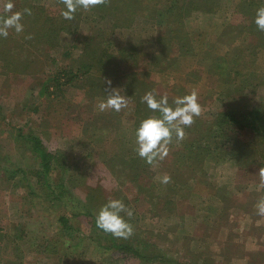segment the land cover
I'll return each instance as SVG.
<instances>
[{"label": "rangeland", "instance_id": "1", "mask_svg": "<svg viewBox=\"0 0 264 264\" xmlns=\"http://www.w3.org/2000/svg\"><path fill=\"white\" fill-rule=\"evenodd\" d=\"M43 2L53 4V0ZM236 3L237 0H223L222 8L215 14L186 21L202 61L228 51L216 36L221 28L233 32L244 22V17L234 12ZM138 27L132 34L125 31L120 38L140 44L141 52L150 57L134 66L126 65V72L118 81L135 90L128 86L134 84V78L139 81L134 85L140 86L141 92L152 91L158 99L167 95L170 105L176 96L195 93L201 106L200 115L187 127L188 131L184 128V139L177 142L174 138L163 160L146 163L150 174L140 181L146 189H137L136 183L126 180L125 173L121 174L118 167L111 170L108 163L110 151L123 150V143L112 140L129 142L134 151L133 106L121 116H112L110 123H105L108 129L98 126L95 130L92 120L110 109L100 111L98 104L102 99H88L84 95L87 87L72 88L59 99L38 95L37 83L42 78L39 73L50 74L62 66L61 62L49 67L42 52L31 67L37 71L36 77L14 74L9 66L10 69L0 67V264H153L111 248V235L96 228L91 216L95 218L97 210L109 199H120L133 211L131 217L121 213L132 225V235L127 239L115 237V241L139 250L141 255L163 257L160 264H264V214L257 208L264 201V141L245 131H230L228 138L212 134L200 162L193 161L186 151L185 157L176 158L173 153L182 143L197 137L200 121L212 120L223 109L228 101L224 89L233 85L208 81L205 74L196 81L189 73L197 57L179 58L171 66L160 67L154 27ZM78 32L87 34L85 27ZM7 46L11 45L1 47ZM27 47L14 46L12 57H17L18 52L24 55L33 51ZM248 68L254 74L233 75L232 80L245 79L258 86L254 98L259 102L264 94V50L256 54L253 63H246L245 70ZM118 81L112 80L107 88H119ZM143 84L148 86L145 91ZM29 134L38 136L55 156L50 183H62L66 198L75 202L69 205H84L89 211V216L70 218V226L77 230L73 238L61 232L57 219L66 211L61 203L47 198L50 191L40 183V161L26 140ZM239 142L247 149L237 148ZM194 148L190 149L191 154ZM103 151L107 158L99 155ZM56 158L61 159V164H56ZM5 171L11 174L8 176ZM163 175L171 178L166 184L160 182Z\"/></svg>", "mask_w": 264, "mask_h": 264}, {"label": "trees", "instance_id": "2", "mask_svg": "<svg viewBox=\"0 0 264 264\" xmlns=\"http://www.w3.org/2000/svg\"><path fill=\"white\" fill-rule=\"evenodd\" d=\"M12 2L14 3L13 12L30 8L31 15L25 14L22 18L23 33L17 34L14 30L9 29L8 37L0 38V61H2L0 67L8 68L9 66L14 74H34L36 77L38 73L31 67L36 57L37 60L40 56L42 57V52L43 60L49 67L56 62H61L62 65L52 69L50 74L39 73L42 77L37 83L40 97L59 99L69 93L72 88L85 89L87 87L84 95L88 99L92 100L94 97L105 99V90L108 89L106 81L120 80L121 73L126 72V65L134 66L139 60H148L150 57L148 53L141 52L140 44L124 42V39L120 37L125 35V31L132 34L136 28H140L138 27L140 24H151L155 30L154 43L160 47V52L156 56L157 65L160 67L171 66L179 58L197 57L194 67L189 73L190 76H194L196 81L205 74L208 81L214 79L223 86L233 85L224 89L228 101L223 105V109L218 111L212 120L204 123L200 121L202 126L197 137L189 138L183 142L181 148L173 153L174 156L176 158L185 157L186 151L188 157H191L193 161L200 162L205 155L204 150L208 147L207 144L205 146V143L208 138L213 137L212 134L228 138L232 135L229 133L230 131L235 133L236 131L240 133L245 131L253 135L254 138L264 141V94L257 102L254 96L255 88L258 86H254L253 83L245 79H243L244 82L232 80L233 75L236 77L245 76L247 72L254 74L249 70L250 68L245 70L246 63H253L256 54L264 50V31L258 30L253 22L256 9L262 6L261 0H237L234 12L243 16L244 22L234 27L233 32L226 30L225 27L221 28L220 34L216 36V40L227 46L228 51L224 55L204 58L203 61L196 54L192 33L186 29L185 24L189 18L215 14L218 9L222 8L223 0H105V3L89 10L78 9L73 20H65L61 16L63 7L61 0H53V4H47L43 0L42 3L40 0H12ZM81 27L86 28L87 34L78 32ZM76 34L77 36H75ZM28 36L30 38H25ZM15 37H18L19 40ZM69 37L70 40H68ZM64 42L68 43L65 45ZM19 43L20 46L17 47ZM2 45L11 46L2 48ZM23 45H27V49L31 48L33 51L28 50L24 55L22 52H18L15 54L17 57L13 58L14 46L21 49ZM31 57H34V60ZM131 82L136 84L139 81L132 78ZM116 83L128 98V106L119 112L109 110L100 114L102 117L96 116L92 120L95 130L98 129V126L101 129H108L105 127V123H110L112 116H121L131 106L134 107V128L141 119L152 114L151 110L142 102L141 98L144 96V92L140 91V86L128 85L135 88V90H131L120 81ZM123 85L125 86L123 87ZM147 87V84H143L144 91ZM248 87H250L249 94L246 93ZM87 126L90 127V125ZM112 127L115 128V125ZM185 129L188 131L187 127ZM84 131L86 132L88 129L84 128ZM26 140L30 144L32 153L39 158L42 171V174H39L40 183L50 191V194L47 193V198L52 197V201L61 203L62 208L66 211L57 218L62 226L61 232L65 236L73 238L77 230L70 226V218L89 216V211L84 205L77 203L70 204V206L69 203L73 200L66 198L63 184L52 185L50 183L49 175L55 156L46 150L41 139L29 134ZM115 141L123 143V150L117 149L118 151H113V153L110 151L111 155L108 158L110 169L114 170L118 167L121 174L127 175L128 182L136 183L137 189H146V184L140 181L144 175L145 177L149 176L148 165L135 151L130 149L129 142L124 143L120 139L112 140L114 143ZM234 146L233 148H235ZM192 148H194L193 154L189 152ZM237 148L247 149L242 142H239ZM99 155L107 158L105 151L100 152ZM246 155L247 151L242 154V157ZM58 163L61 164V159L56 158V164ZM1 170L0 168V172H2ZM4 173L8 176L11 174L6 171ZM91 218L95 224V218L92 216ZM108 234L114 241L111 248L119 252H128L134 258H140L142 262L151 261L153 264H160L165 260L163 257L157 258V254L152 257L141 255L139 250L124 243H117L115 237ZM173 264L187 263L173 262Z\"/></svg>", "mask_w": 264, "mask_h": 264}, {"label": "clouds", "instance_id": "3", "mask_svg": "<svg viewBox=\"0 0 264 264\" xmlns=\"http://www.w3.org/2000/svg\"><path fill=\"white\" fill-rule=\"evenodd\" d=\"M61 2L63 4L61 16L65 20H73L78 9L89 10L105 3V0H61ZM261 4L262 6L256 9L253 22L258 30L264 31V0H261ZM0 5H2L0 8V38H7L9 29L17 34L23 33L24 25L21 21L25 14L31 15V9L24 8L23 11L13 12L12 0H0ZM25 38H30V36ZM106 83L111 85V81H106ZM105 91L106 98L98 104L100 111L110 109L119 112L128 106V98L123 94L122 89L109 87ZM141 99L152 114L141 119L134 129V151L146 163L153 164L168 155L173 137L177 142L184 139V128L191 126L194 118L200 115L201 106L195 93L176 96L172 105L169 104L167 95H162L158 99L152 91L146 92ZM170 179L168 175H163L160 182L166 184ZM257 208L260 214H264V201H260ZM121 213L127 217L133 215L132 209L126 207L122 200L109 199L95 214L96 227L116 238L127 239L132 235L133 227Z\"/></svg>", "mask_w": 264, "mask_h": 264}]
</instances>
